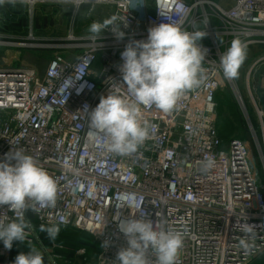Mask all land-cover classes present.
I'll use <instances>...</instances> for the list:
<instances>
[{"label":"built area","instance_id":"1","mask_svg":"<svg viewBox=\"0 0 264 264\" xmlns=\"http://www.w3.org/2000/svg\"><path fill=\"white\" fill-rule=\"evenodd\" d=\"M7 4L13 3L0 5ZM26 4L32 10L39 4L71 8L60 0ZM84 7L90 13L108 10L106 17L99 13L94 21L117 16L118 22H126V27L120 25L124 39L117 40L106 30L101 38L89 36L72 47L62 45L69 55L80 52L54 54L41 75L33 65L12 67L0 62V161L11 151H22L57 183L55 207L42 205L37 213L25 212L34 228L24 243L14 241L8 250L0 241V264H14L13 253L31 247L44 253L47 264H118L116 253L126 246L119 220L131 216L187 229L177 264H252L264 254L260 172L264 171V54L245 74L246 99L236 78L223 77L219 57L237 37L248 48L264 51V0H91L80 10ZM70 12L75 17L79 13ZM161 23L207 33L200 41L207 50L205 79L185 92L170 113L142 106L150 136L136 153H108L103 134L89 135L85 105L91 111L112 89L134 99L122 84L120 54L130 41L146 40L148 29ZM227 88L247 122L252 145L236 138L224 142L218 132L216 97ZM208 158L215 164L205 171L202 161ZM123 195L134 197V203L118 209ZM17 215L7 206L0 207V221L6 223ZM50 223L60 226L59 234L73 229L88 235L86 245H45L42 239L47 234L39 228ZM242 223L255 226L249 253L239 246ZM105 240L110 241L107 249L101 247ZM149 259L155 264L154 256Z\"/></svg>","mask_w":264,"mask_h":264},{"label":"clouds","instance_id":"2","mask_svg":"<svg viewBox=\"0 0 264 264\" xmlns=\"http://www.w3.org/2000/svg\"><path fill=\"white\" fill-rule=\"evenodd\" d=\"M16 3L17 0H0V4ZM28 3V0H19ZM71 6L74 13L80 11L91 0H60ZM119 17L112 16L101 21H93L88 32L90 38H101L109 30L117 40H123L125 33L120 30ZM207 35L204 31H188L180 25L161 23L148 29L146 40L130 41L121 52L119 72L123 85L133 93L134 99L121 95L112 89L107 96H101L98 105L88 113L90 136L97 133L107 138L104 149L108 153L130 156L144 145L150 136L149 123L143 119L142 106H155L164 113L172 112L185 92L199 87L205 79L203 62L207 50L200 41ZM248 45L239 37L219 57V68L223 77L232 80L238 77L239 69L247 57ZM14 161V163H13ZM215 161L208 158L202 161L203 170L214 167ZM57 183L39 162L22 151H11L0 161V207L15 210L16 219L0 221V241L5 249L11 250L14 241L24 243L34 226L25 218V212L37 213L39 206L55 207ZM134 197L123 195L117 204L118 209L131 206ZM244 233L239 246L245 253L253 250L255 226L242 223ZM119 232L123 234L126 246L116 253L118 264H151L149 256L155 257V264H177L180 250L184 246L187 229L165 227L163 221L140 217L119 220ZM49 239L55 240L60 232L58 224L40 225ZM110 241L105 240L101 247L107 249ZM14 264H45L44 253L31 247L21 252Z\"/></svg>","mask_w":264,"mask_h":264},{"label":"rangeland","instance_id":"3","mask_svg":"<svg viewBox=\"0 0 264 264\" xmlns=\"http://www.w3.org/2000/svg\"><path fill=\"white\" fill-rule=\"evenodd\" d=\"M212 1L219 2L220 0ZM70 11L69 7L59 5L39 4L33 10L26 3L0 5V41L25 43L26 46L34 44L33 47H8L0 44V62L8 65L12 63V67H17L20 64L33 65L41 75L54 54L58 52L68 54L65 49L60 48L62 45L72 47L80 44L79 42H82L83 38L90 36L88 27L96 19V14L102 13V18L108 14V10L100 9L90 13L89 9L84 7L75 17ZM73 38L77 40L74 41ZM40 44L46 46H39ZM79 52L80 50L73 51L70 55L76 56ZM263 54V50L247 48L246 60L240 67L239 75L236 78L241 94L245 99L247 97L245 74L253 61ZM216 103L217 128L224 142L236 138L252 145L247 122L237 107L229 88L218 93ZM252 152L256 155L254 147ZM260 172L264 183V171L263 173ZM75 236H77L75 247L81 246L80 242L86 245L88 235L77 233ZM78 239L81 241L79 242ZM89 249L93 251L94 247L90 246ZM253 264H264V259L257 260Z\"/></svg>","mask_w":264,"mask_h":264},{"label":"trees","instance_id":"4","mask_svg":"<svg viewBox=\"0 0 264 264\" xmlns=\"http://www.w3.org/2000/svg\"><path fill=\"white\" fill-rule=\"evenodd\" d=\"M48 243L49 244L55 243V244H58V245H63V246H66V247H72L73 248L77 244V238H76V236H74L72 234L70 236L58 235L55 240H49L48 239L47 244ZM45 264H47L46 260H45Z\"/></svg>","mask_w":264,"mask_h":264},{"label":"crops","instance_id":"5","mask_svg":"<svg viewBox=\"0 0 264 264\" xmlns=\"http://www.w3.org/2000/svg\"><path fill=\"white\" fill-rule=\"evenodd\" d=\"M74 235L75 236V234H77V232H75L73 229H65L63 232H61V234H59V235H66V236H70V235ZM76 238H77V236H76ZM48 239H49V237L47 236V235H45L44 237H43V242H44V244L45 245H48L47 244V242H48ZM49 240H51V239H49ZM78 241L80 242L81 241V239H78ZM81 243V242H80ZM79 243V244H80ZM28 250L27 249H24V250H18V251H16V252H14L13 253V255H12V260H14L15 261V258H16V256L18 255V254H20L21 252H24V253H26ZM264 259V254L263 255H261L259 258H257L255 261H257V260H263ZM254 261V262H255ZM253 264V263H252Z\"/></svg>","mask_w":264,"mask_h":264},{"label":"bare ground","instance_id":"6","mask_svg":"<svg viewBox=\"0 0 264 264\" xmlns=\"http://www.w3.org/2000/svg\"><path fill=\"white\" fill-rule=\"evenodd\" d=\"M13 55V54H12ZM9 60H12V58H9Z\"/></svg>","mask_w":264,"mask_h":264}]
</instances>
